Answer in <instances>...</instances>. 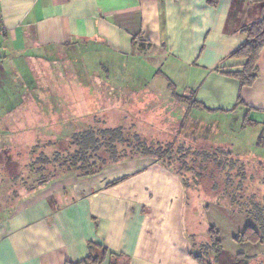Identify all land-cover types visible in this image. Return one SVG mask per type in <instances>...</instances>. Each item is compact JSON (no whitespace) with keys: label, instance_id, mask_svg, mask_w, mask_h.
Listing matches in <instances>:
<instances>
[{"label":"crops","instance_id":"obj_1","mask_svg":"<svg viewBox=\"0 0 264 264\" xmlns=\"http://www.w3.org/2000/svg\"><path fill=\"white\" fill-rule=\"evenodd\" d=\"M259 16L258 5L248 0H219L216 6L207 0H0V150L13 146L19 131L29 132L20 135L27 145L41 139L36 131L42 125L52 131V99L61 103V89L52 87L49 53L71 44L84 56L103 55L96 63L83 61L108 76L100 84L95 75V84L82 73L64 75L65 85H59L80 98L68 101V108L158 107L147 98L169 107L176 101L172 83L178 95L194 93L202 105H185L181 128L188 140L215 141L200 138L197 123L205 112L219 126L224 122L219 135L234 137V143L228 136L218 144L238 156L247 142L264 150L257 146L264 138V45L251 86L240 87L227 75L246 62L230 56L245 41L235 31ZM134 96L145 103L136 107ZM209 206L210 224V213L229 212ZM185 208L179 178L151 158L128 159L89 178L69 174L20 200L0 221V264H79L92 243L106 251L96 264H110L114 255L126 264H198L190 255ZM242 230L234 228L231 235Z\"/></svg>","mask_w":264,"mask_h":264},{"label":"trees","instance_id":"obj_2","mask_svg":"<svg viewBox=\"0 0 264 264\" xmlns=\"http://www.w3.org/2000/svg\"><path fill=\"white\" fill-rule=\"evenodd\" d=\"M218 2L207 0L210 6H216ZM248 2L258 5L260 16L235 31L244 35L245 41L230 56L243 58L246 62L241 71L227 73L229 77L238 80L240 87L251 86L257 79V60L264 45V0ZM169 87L174 98L185 101L187 106H202L195 100L194 93L178 95L172 83H169ZM58 117L56 114L54 118ZM245 122L252 124L248 119ZM170 135L172 137L164 142L155 141L138 132L134 123L115 127L105 121H95L94 125L88 124L71 133L68 140L62 138L52 141L49 138L46 143L36 140L29 144L31 160L22 166L21 173L27 170V177L38 176L40 181H37L38 187L29 191L27 196L64 175L89 178L128 159L151 158L179 178L185 192V207L193 195H204L209 199L208 202L228 209L231 214H241L247 220L246 227L234 236L235 242L264 244V162L244 160L235 155L230 147L221 144H202L188 140L183 136L181 127L171 130ZM25 146H8L0 150V160L4 157L0 161V172L19 162V152ZM257 146L264 147L263 136L259 137ZM126 150L130 151L131 156L125 155ZM49 165L57 168L55 174L46 172ZM25 197L20 196L14 205ZM203 208L207 211L208 205ZM204 221L207 225L203 230L191 234L186 229L191 244L190 255L198 264H264V252L254 257L227 252L222 246L218 230L207 221L206 214ZM105 256V249L92 243L88 257L81 263L96 264L102 262ZM121 262L119 256L114 255L110 264H126Z\"/></svg>","mask_w":264,"mask_h":264},{"label":"rangeland","instance_id":"obj_3","mask_svg":"<svg viewBox=\"0 0 264 264\" xmlns=\"http://www.w3.org/2000/svg\"><path fill=\"white\" fill-rule=\"evenodd\" d=\"M71 45H67L64 47H55L56 49H54L53 47L52 51L49 53L50 57H52V59H50V62L52 63L50 70H52V79H54L52 81V87L55 88V86H59V88L61 89L60 91H57L58 93H56L57 95L61 96L59 99L56 98V100H60L61 103L57 106L58 103H56L54 98L52 99V121H55L54 119H56V121L52 123V131L47 130L45 127H43V125L41 130L39 129L36 131V135L39 134L38 138H41L39 140V143H46L49 141V138H52V141L54 139L62 138L64 140H68V137L71 133L77 131L79 128L86 127L88 124L94 125L95 121H105L106 124L115 127L118 125L128 126L134 123L136 125V128L138 129V132H142L149 139L163 142L172 137L170 135L171 130L180 129L181 124H183L182 119L185 118L186 113L184 112V108H186L185 105H187V103H184L185 101H179L180 99H176V101L172 99L170 100L169 107H162L161 104L156 101V98H147L148 102L152 100L151 103L153 106H158L155 109L68 108V101H74L80 98L73 95L74 91L63 90L59 85V81L62 85H65L62 81L65 79L66 75H70L72 73H82L83 75H85V82H88L89 78L91 80V78H94L95 75L98 74L100 84H102V76H104V78H107L108 76L106 74H103L107 71H103L101 67L99 68L93 66L92 64L87 65L88 63L85 61L88 57L90 60H93L95 62L103 55L97 53V51H93L90 53H86L84 56L81 53L83 52L82 48L77 50L76 48H71ZM83 59L85 60L83 61ZM39 70L42 73L47 72L44 64L40 65ZM93 81L96 84L95 78L93 79ZM104 95L106 98L108 96H111L106 91ZM132 100L133 105H136V107H138V105H142L141 103L144 104L146 101V99L141 96H134L132 97ZM56 114L59 116L58 119L54 118ZM200 116L201 121L197 123V125L201 127L200 129L202 135H200V138H206L207 140L208 138H211V140H215L218 142L228 138L229 134H226V138L218 134L219 130H223L221 128H223L224 122H221L219 126V123L217 119H215L214 115L202 112V115ZM49 131H51L50 134H48ZM250 132L254 133L255 129L250 130ZM22 133H24V137L28 135L29 132L27 131L26 133L19 131L18 135H16L13 141L11 140L13 146L21 147L27 145V142H25L24 139L20 136L22 135ZM183 136L185 135L183 134ZM229 138L233 139H230V142L234 143V137L232 136V134H230ZM251 139V137H248L246 140L252 141ZM215 141L211 142H213V144H218ZM247 143H244V154H241L239 157L244 156L243 158L248 159H251L252 157L264 159V152H260L264 150H258L254 145H249ZM29 149L30 145L25 146L22 150H20V156H16V158L18 157L19 162L11 164L7 167V170H3L2 172H0V221L13 211L15 206L14 204L20 196L25 197L26 195L27 197L29 191H32V189L34 190L38 187V182L40 181L38 180V176L27 177V170L25 173H21L22 166L27 161L31 160V157L29 156ZM233 152L235 155H237L236 151ZM125 155L131 156L130 151L126 150ZM3 158L4 157H1V160H3ZM48 171L55 174L57 172V168L49 165L47 166L46 172ZM18 174H20V176H17ZM208 200L209 199L204 195H200L199 197H195L193 195L189 200L188 205L186 206L185 217V223L187 227L186 229L188 233H196L206 227L207 223L204 221V216L205 214H207L208 218L210 219L208 215L210 211L209 204L213 203L210 201L208 202ZM205 205H208L207 211H205L206 209L203 208ZM217 214L218 217L214 216L213 213H210L214 220V223H212V225L215 226L218 230L222 246L227 252L232 255L243 253L249 257L258 256L262 252H264V244L248 242L237 243L233 240L234 235H231L232 230L238 227L244 229L247 225V220L245 219V217L238 213L231 214L230 212H226L225 214L219 209Z\"/></svg>","mask_w":264,"mask_h":264},{"label":"built area","instance_id":"obj_4","mask_svg":"<svg viewBox=\"0 0 264 264\" xmlns=\"http://www.w3.org/2000/svg\"><path fill=\"white\" fill-rule=\"evenodd\" d=\"M1 32H2V26L0 25V37H1Z\"/></svg>","mask_w":264,"mask_h":264}]
</instances>
